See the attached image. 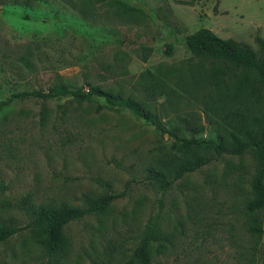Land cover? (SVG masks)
<instances>
[{"label":"rangeland","instance_id":"374dc122","mask_svg":"<svg viewBox=\"0 0 264 264\" xmlns=\"http://www.w3.org/2000/svg\"><path fill=\"white\" fill-rule=\"evenodd\" d=\"M189 1L0 4V220L27 225L19 205L29 196L36 203L80 206L88 196L106 189L119 193L131 182L128 195L115 201L102 220L90 217L66 229L69 264H125V251L154 214L174 246L167 257H153L152 264H246L256 243L264 248V236L258 240L248 231L244 207L256 172L253 153L216 159L163 194L143 178L159 147L171 148L174 139L131 112L111 109L102 99L25 98L1 106L14 94L61 92L65 85L88 91L89 84L143 101L140 75L163 65L176 76L162 97L148 101L150 110L167 125L200 117L206 125L203 136L215 137L204 116L208 88L195 83L201 76L208 80L220 65L194 56L185 38L208 28L258 51L264 0ZM167 43L174 44L172 56L165 54ZM146 49L151 50L147 60ZM261 217L264 224V213ZM102 243L109 247L106 254L100 253ZM0 264L47 260L26 231L0 243Z\"/></svg>","mask_w":264,"mask_h":264},{"label":"trees","instance_id":"16d2710c","mask_svg":"<svg viewBox=\"0 0 264 264\" xmlns=\"http://www.w3.org/2000/svg\"><path fill=\"white\" fill-rule=\"evenodd\" d=\"M30 1L40 0H26ZM201 1L203 0H190L188 3L195 5ZM8 2L10 0H0L1 5ZM256 42L258 51L233 39L220 38L208 28H201L185 38L186 49L194 56L220 65L211 78L205 80L206 78L201 76L195 83L197 88H208L204 95L206 97L204 116L215 137L203 136L206 125L200 117L191 115L182 118L176 124L167 125L158 114L150 110L148 101L153 102L162 97L166 93L167 82L176 76L175 72L163 65L147 69L140 75L139 84L145 96L143 101L89 84L88 91L77 90L71 85H65V90L61 92L26 91L12 95L6 102L1 103V106L25 98L42 100L71 98L79 103H91L95 99H102L111 109L131 112L137 118L152 124L162 136L167 135L174 139L171 148L159 147L156 159L146 169V176L143 178L144 182H155L163 194L186 175L199 171L216 159L223 156L242 157L253 153L256 158V172L251 179L250 198L244 207L250 216L248 231L258 240H262L264 39L258 38ZM146 50L148 53L145 54V60L151 52L150 49ZM173 52L174 44L167 43L165 54L172 56ZM25 66L32 68L29 62H25ZM131 185V182L127 183L125 189L119 193L106 189L100 196H88L80 206L65 201L36 203L29 196L19 205L28 216L29 223L20 226L0 220V243L29 231L32 244L42 249L47 264H69L71 241L66 229L72 223L90 217L102 220L115 201L128 195ZM3 207L7 209L10 205ZM159 219L160 215L154 214L142 225L133 239L132 247L125 251V264H152L153 257L168 256L170 247L174 246V240L172 235L164 233ZM101 245L103 247L100 253L106 254L109 251L108 245L103 243ZM259 248V244L256 243L248 255L249 262L246 264H264V248L262 250Z\"/></svg>","mask_w":264,"mask_h":264}]
</instances>
